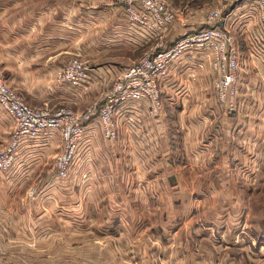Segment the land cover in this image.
Segmentation results:
<instances>
[{
    "label": "crops",
    "instance_id": "0c3cea01",
    "mask_svg": "<svg viewBox=\"0 0 264 264\" xmlns=\"http://www.w3.org/2000/svg\"><path fill=\"white\" fill-rule=\"evenodd\" d=\"M219 1L228 10L217 26L232 35L240 58L237 111L214 98L213 51L193 47L169 61L158 117L148 116L145 102L122 106L111 141L96 118L85 123L67 179L54 166L56 129L21 139L10 168L0 170L5 259L264 264V213L250 209L246 193L248 183L264 182V31L245 0ZM173 8L176 22L160 40L126 21L119 0H0L4 81L32 107L80 115L104 102L142 52L169 50L208 27L203 12ZM73 58L89 70L82 88L56 81ZM13 129L0 110V152Z\"/></svg>",
    "mask_w": 264,
    "mask_h": 264
},
{
    "label": "built area",
    "instance_id": "2783aa9c",
    "mask_svg": "<svg viewBox=\"0 0 264 264\" xmlns=\"http://www.w3.org/2000/svg\"><path fill=\"white\" fill-rule=\"evenodd\" d=\"M119 1L124 6L126 21L135 24L151 38L161 40L176 22L175 11L165 0ZM245 1L257 9L260 27L264 31V0ZM222 17L220 10H212L205 18L207 28L178 40L169 50L146 52L114 81L104 102L99 106L87 107L80 115H75L69 109L50 113L46 109L29 106L5 84L0 72V110L14 124L11 139L0 152V170L10 168L21 139H35L42 132L56 129L61 136V147L55 157L54 166L58 177L67 179L78 154L87 121L96 118L103 138L111 141L116 140L119 134L115 116L122 106L131 102H145L148 103V116H159L163 110L160 81L168 75L169 61L184 49L210 47L213 51L210 66L214 73V98L228 113L236 112L240 58L232 35L217 26ZM88 71L83 61L73 58L59 69L56 81L82 88L89 79ZM0 264H16L4 258L1 246Z\"/></svg>",
    "mask_w": 264,
    "mask_h": 264
},
{
    "label": "rangeland",
    "instance_id": "374dc122",
    "mask_svg": "<svg viewBox=\"0 0 264 264\" xmlns=\"http://www.w3.org/2000/svg\"><path fill=\"white\" fill-rule=\"evenodd\" d=\"M165 1L168 4H170L172 8H173V5L174 4H177L178 6H180V8H184L186 6L193 7V9H195V11L203 12L202 14L204 16V19L206 18V16L208 15V13L211 12L212 10H220L221 12L223 11L222 14L226 13L227 10H228V5L226 6L227 2H224L223 3V2H221L219 0H173L172 2H169L168 0H165ZM223 5H225V6L223 7ZM174 11H175V9H174ZM176 13L179 14V11L177 9L175 11V14ZM176 17H177V15H176ZM146 50H148V49H146ZM146 52L147 51L142 52V54L143 53H146ZM143 55H145V54H143ZM80 60L85 63L84 60H82V59H80ZM0 72H1V70H0ZM1 74H2V72H1ZM2 79L4 81L3 75H2ZM5 84L7 85V82H5ZM8 87L11 88L12 90H14L12 87H10V86H8ZM14 91L18 95L21 96V94L18 93L16 90H14ZM21 98L23 99L22 96H21ZM23 101H24V99H23ZM35 107H33V108H35ZM8 142H7V144H8ZM246 187H247L246 188V193L250 197V200H249L250 201V209L253 210V211H263V213H264V182H260V183H248L246 185ZM242 196H244V193L243 192H242ZM256 213H259V212H256ZM92 247L93 248H96L95 250H98L99 249V246H92ZM105 247L106 246H104V248ZM108 249L115 252L116 247H115V245H112V246H108ZM119 262L116 261V260H110V261L103 260V261H93V262L87 263V264H123L124 263L123 261H119ZM127 262H128V264H130L133 261H127ZM83 263L84 262H77L76 264H83Z\"/></svg>",
    "mask_w": 264,
    "mask_h": 264
}]
</instances>
